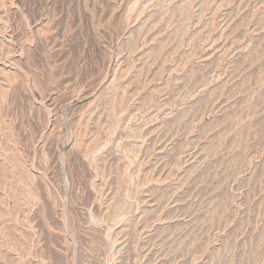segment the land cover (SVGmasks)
Segmentation results:
<instances>
[{
    "label": "rangeland",
    "instance_id": "374dc122",
    "mask_svg": "<svg viewBox=\"0 0 264 264\" xmlns=\"http://www.w3.org/2000/svg\"><path fill=\"white\" fill-rule=\"evenodd\" d=\"M0 264H264V0H0Z\"/></svg>",
    "mask_w": 264,
    "mask_h": 264
}]
</instances>
